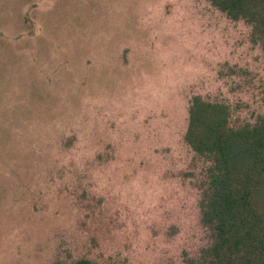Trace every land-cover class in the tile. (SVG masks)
Returning a JSON list of instances; mask_svg holds the SVG:
<instances>
[{"label":"rangeland","instance_id":"rangeland-1","mask_svg":"<svg viewBox=\"0 0 264 264\" xmlns=\"http://www.w3.org/2000/svg\"><path fill=\"white\" fill-rule=\"evenodd\" d=\"M197 97L264 117V39L212 0H0V264H201Z\"/></svg>","mask_w":264,"mask_h":264},{"label":"trees","instance_id":"trees-1","mask_svg":"<svg viewBox=\"0 0 264 264\" xmlns=\"http://www.w3.org/2000/svg\"><path fill=\"white\" fill-rule=\"evenodd\" d=\"M234 20L244 18L264 39V0H212ZM225 104L192 101L185 136L191 148L213 157L218 172L203 201L211 245L201 264H264V117L253 127H229ZM76 264H94L81 260Z\"/></svg>","mask_w":264,"mask_h":264}]
</instances>
